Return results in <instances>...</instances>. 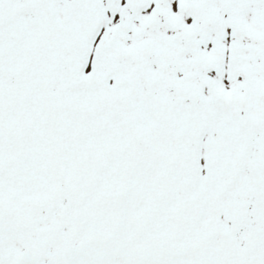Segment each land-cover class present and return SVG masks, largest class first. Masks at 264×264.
<instances>
[{
	"label": "snow or ice",
	"instance_id": "6c2138e0",
	"mask_svg": "<svg viewBox=\"0 0 264 264\" xmlns=\"http://www.w3.org/2000/svg\"><path fill=\"white\" fill-rule=\"evenodd\" d=\"M0 264H264V0H0Z\"/></svg>",
	"mask_w": 264,
	"mask_h": 264
}]
</instances>
